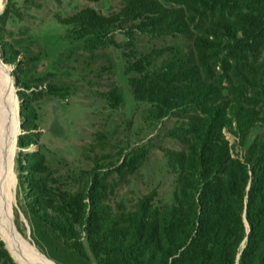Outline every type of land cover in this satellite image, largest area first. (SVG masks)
<instances>
[{
    "label": "trees",
    "instance_id": "trees-1",
    "mask_svg": "<svg viewBox=\"0 0 264 264\" xmlns=\"http://www.w3.org/2000/svg\"><path fill=\"white\" fill-rule=\"evenodd\" d=\"M122 1L117 13L86 7L58 22L92 50L119 48L114 28L129 40L165 43L127 57L124 74L136 101L152 104L159 119L176 118L167 136L179 147L162 149L176 177L172 201L159 203L154 189L113 214L99 178L54 198L39 178L44 155L28 152L19 176L33 232L42 225L84 260L87 248L96 264H264V0ZM11 7L8 0L0 14V50L17 64L3 39ZM12 75L21 86L18 144L28 148L36 142L37 95L20 68ZM108 96L121 103L116 92ZM0 257L15 264L5 250Z\"/></svg>",
    "mask_w": 264,
    "mask_h": 264
},
{
    "label": "rangeland",
    "instance_id": "rangeland-1",
    "mask_svg": "<svg viewBox=\"0 0 264 264\" xmlns=\"http://www.w3.org/2000/svg\"><path fill=\"white\" fill-rule=\"evenodd\" d=\"M7 1L2 0L0 14ZM10 2L12 9L3 39L16 52L18 62L6 61L0 50V68L15 86L19 110L17 92L21 86L17 76L12 75L16 68L21 69L23 80L37 95L36 142L28 148L18 144V136L24 133L18 113L9 202L14 226L54 264H96L87 248L90 260L74 254L57 233L42 225L38 224L36 234L33 232L36 220L26 198L28 188L20 183L21 156L37 151L44 155L47 171L39 178L54 198L59 191L76 195L84 190L86 182L99 178L107 187L106 201L113 214H119V207H133L154 189L159 203H170L176 177L166 167L162 149L179 147L167 136L176 118L159 119L152 104L136 101L130 77L124 74L127 57L136 54L138 58L165 43L138 34L129 40L114 28L109 35L120 47L92 50L73 26L58 22V18L72 16L86 7L104 15L117 13L124 4L122 0ZM112 91L121 97L120 104L109 99ZM8 247L0 236V252L5 250L15 264H22ZM0 264H5L4 258L0 257Z\"/></svg>",
    "mask_w": 264,
    "mask_h": 264
},
{
    "label": "bare ground",
    "instance_id": "bare-ground-1",
    "mask_svg": "<svg viewBox=\"0 0 264 264\" xmlns=\"http://www.w3.org/2000/svg\"><path fill=\"white\" fill-rule=\"evenodd\" d=\"M3 2L0 0V9ZM14 84L0 68V236L22 264H54L17 232L10 210L13 188L12 156L16 147L19 103Z\"/></svg>",
    "mask_w": 264,
    "mask_h": 264
},
{
    "label": "water",
    "instance_id": "water-1",
    "mask_svg": "<svg viewBox=\"0 0 264 264\" xmlns=\"http://www.w3.org/2000/svg\"><path fill=\"white\" fill-rule=\"evenodd\" d=\"M21 129V128H20ZM22 130V129H21Z\"/></svg>",
    "mask_w": 264,
    "mask_h": 264
}]
</instances>
